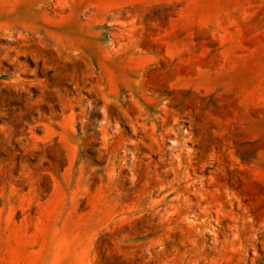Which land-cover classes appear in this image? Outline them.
Listing matches in <instances>:
<instances>
[{"label": "rangeland", "instance_id": "374dc122", "mask_svg": "<svg viewBox=\"0 0 264 264\" xmlns=\"http://www.w3.org/2000/svg\"><path fill=\"white\" fill-rule=\"evenodd\" d=\"M0 264H264V0H0Z\"/></svg>", "mask_w": 264, "mask_h": 264}]
</instances>
